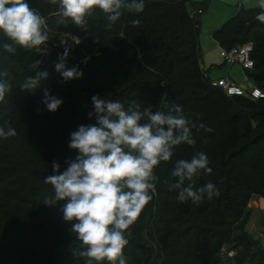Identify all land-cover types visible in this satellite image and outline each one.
Returning <instances> with one entry per match:
<instances>
[{
	"label": "trees",
	"instance_id": "trees-1",
	"mask_svg": "<svg viewBox=\"0 0 264 264\" xmlns=\"http://www.w3.org/2000/svg\"><path fill=\"white\" fill-rule=\"evenodd\" d=\"M81 1L38 30L78 39L60 61L27 25L58 6L0 0V264H264L247 228L264 96L212 83L213 0ZM210 35L252 43L239 66L264 93V1H239Z\"/></svg>",
	"mask_w": 264,
	"mask_h": 264
},
{
	"label": "rangeland",
	"instance_id": "rangeland-1",
	"mask_svg": "<svg viewBox=\"0 0 264 264\" xmlns=\"http://www.w3.org/2000/svg\"><path fill=\"white\" fill-rule=\"evenodd\" d=\"M241 0H213L212 6H210L209 10L203 14L202 20V29L205 32L209 27L216 28L219 21L223 19V17H227L230 9L236 10V4ZM244 4L250 6H259L263 4L264 0H242ZM202 62L205 68H209L211 64H215L216 67H213L210 70V75H215L216 73L220 74L222 72L225 73L226 69H229L228 64H221L223 59L220 55L217 45L211 46L210 42L204 43L202 48ZM232 72L239 71V67L237 65H233ZM234 78H238L240 80V73L232 74ZM242 84H245V80H242ZM250 207L253 209L252 217L247 224L248 230L255 237H261V243L264 246V236L262 234V221L264 220V199L260 197H253L250 201Z\"/></svg>",
	"mask_w": 264,
	"mask_h": 264
},
{
	"label": "built area",
	"instance_id": "built-area-1",
	"mask_svg": "<svg viewBox=\"0 0 264 264\" xmlns=\"http://www.w3.org/2000/svg\"><path fill=\"white\" fill-rule=\"evenodd\" d=\"M68 39H73L76 42L78 39L75 36L67 34L66 37L61 39L60 47L62 48V53H59V60L61 61L67 55L68 49ZM252 43L246 42L241 44L238 47H233L229 50H224L219 47L220 55L222 56L223 60L228 63H238L244 68H251L253 65L252 59L250 57V53L252 51ZM200 67L203 68L202 64L200 63ZM245 84L239 85L237 82L230 78H219L212 83L214 85L220 86L227 94L229 95H250L251 97L258 98L263 97L264 93L255 85H253L250 81L244 78Z\"/></svg>",
	"mask_w": 264,
	"mask_h": 264
},
{
	"label": "water",
	"instance_id": "water-1",
	"mask_svg": "<svg viewBox=\"0 0 264 264\" xmlns=\"http://www.w3.org/2000/svg\"><path fill=\"white\" fill-rule=\"evenodd\" d=\"M44 1L51 2L57 5L58 11L47 15L45 18H42L39 22H37L34 25H30V24H27V25L31 33L35 37V39L38 41V45L45 44L48 47L47 54H46V57H48L51 50H56L58 53H62L63 50L59 45L55 44L53 41L47 40L40 35L38 31L40 26L52 17L62 16L64 13V8L70 7L74 4L85 3V2H82L81 0H44Z\"/></svg>",
	"mask_w": 264,
	"mask_h": 264
},
{
	"label": "crops",
	"instance_id": "crops-1",
	"mask_svg": "<svg viewBox=\"0 0 264 264\" xmlns=\"http://www.w3.org/2000/svg\"><path fill=\"white\" fill-rule=\"evenodd\" d=\"M234 11L235 10H233V9H230L229 10V12H228V14L226 15L227 17H229L230 15H232L233 13H234ZM227 17H223V19H221V21H219V23H218V25L220 24V23H222V21L223 20H225ZM214 29V27L213 28H208L205 32H203L201 35H200V39H201V47H203L204 46V43H207L208 44V42H210V45L211 46H216L217 45V43L216 42H214L212 39H211V31ZM217 47H218V45H217ZM211 65H213V64H211ZM233 65H237L238 67H239V71H235L234 73H237V72H239L240 73V80L241 81H239L238 80V78H234L233 76H232V74H234L233 72H232V68H233ZM228 66H229V69H226V71H225V73L224 72H222V73H220V74H218V73H216L215 75H212L211 77L213 78V79H217V78H224V77H228V78H231V79H233L234 81H236L238 84H242V80H244V78H245V76H244V71L241 69V67L239 66V64H228Z\"/></svg>",
	"mask_w": 264,
	"mask_h": 264
},
{
	"label": "clouds",
	"instance_id": "clouds-1",
	"mask_svg": "<svg viewBox=\"0 0 264 264\" xmlns=\"http://www.w3.org/2000/svg\"><path fill=\"white\" fill-rule=\"evenodd\" d=\"M224 78H226V77H224ZM228 78V77H227ZM236 82V81H235ZM239 85H244V84H239Z\"/></svg>",
	"mask_w": 264,
	"mask_h": 264
}]
</instances>
